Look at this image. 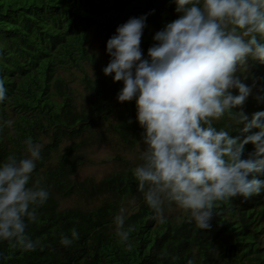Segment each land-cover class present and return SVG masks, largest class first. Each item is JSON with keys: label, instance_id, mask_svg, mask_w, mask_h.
I'll use <instances>...</instances> for the list:
<instances>
[{"label": "trees", "instance_id": "1", "mask_svg": "<svg viewBox=\"0 0 264 264\" xmlns=\"http://www.w3.org/2000/svg\"><path fill=\"white\" fill-rule=\"evenodd\" d=\"M175 7L171 0H0V79L7 88V99L0 102V163L12 153L26 155L24 141L32 137L43 148L29 186L39 179L49 193L37 208L38 222L27 228L41 246L23 252L0 241V264H264V192L220 203L211 229L204 231L188 212H170L174 203H165L164 223L153 219L133 177L141 158L133 163L115 156L120 165L97 180L74 176L88 146L112 134L130 148L144 131L135 100L118 102L122 82L103 73L111 32L129 18L151 13L141 42L147 58L155 33L178 18ZM92 39L104 59L96 57ZM86 65L92 66L91 75ZM237 75L252 91L234 111L251 119L264 111V64L250 60ZM8 120L11 128L4 125ZM214 126L232 137L243 127L227 115ZM252 150L246 145L245 156ZM69 197L73 204L61 205ZM121 209L125 228L135 227L131 251L116 235ZM73 230L79 238L63 246L61 236L71 239Z\"/></svg>", "mask_w": 264, "mask_h": 264}, {"label": "clouds", "instance_id": "2", "mask_svg": "<svg viewBox=\"0 0 264 264\" xmlns=\"http://www.w3.org/2000/svg\"><path fill=\"white\" fill-rule=\"evenodd\" d=\"M171 2L178 18L155 33L147 58L141 42L151 13L117 27L106 44L110 61L103 73L122 82L118 102H136L144 148L133 177L153 219L164 223V205L174 203L207 231L220 203L264 192V179L258 178L264 176V111L251 119L234 111L252 91L237 74L250 60L264 64V0ZM6 99L0 79V102ZM225 115L243 125L241 135L214 126ZM12 123L4 121L9 128ZM248 144L253 150L245 156ZM24 145L26 155L12 153L0 163V241L10 250L31 252L41 242L27 228L38 222L37 208L49 193L39 179L29 186L43 145L30 136ZM123 211L114 220L116 235L131 251L135 227L125 228ZM78 238L73 230L60 243L67 247Z\"/></svg>", "mask_w": 264, "mask_h": 264}, {"label": "rangeland", "instance_id": "3", "mask_svg": "<svg viewBox=\"0 0 264 264\" xmlns=\"http://www.w3.org/2000/svg\"><path fill=\"white\" fill-rule=\"evenodd\" d=\"M114 34V32H111V37ZM92 43L94 44L96 57L100 60L104 59L103 49L97 46V41L95 39H92ZM85 70L91 75L92 66L86 65ZM75 73L78 72L75 71ZM73 85L79 92H83L81 84L74 82ZM143 148L142 136L136 141L133 147L127 148L121 141H117L114 135L110 134L108 139L96 142L84 149V155L86 156L84 158L85 161H83L79 169L76 170L74 176L78 179L88 176L97 180L105 174L117 169L120 163L118 159L114 158L115 156L130 159L131 162L134 163L141 158ZM74 200V197L63 199L61 205H71ZM91 204H93V202ZM169 210L170 212L179 210V207L176 206Z\"/></svg>", "mask_w": 264, "mask_h": 264}]
</instances>
